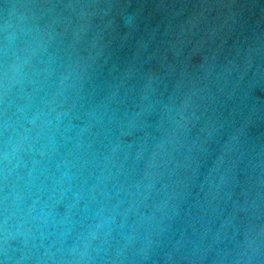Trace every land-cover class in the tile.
<instances>
[{"label":"water","instance_id":"obj_1","mask_svg":"<svg viewBox=\"0 0 264 264\" xmlns=\"http://www.w3.org/2000/svg\"><path fill=\"white\" fill-rule=\"evenodd\" d=\"M0 264H264V0H0Z\"/></svg>","mask_w":264,"mask_h":264}]
</instances>
